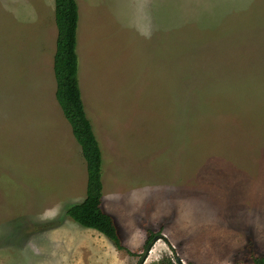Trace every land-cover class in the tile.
Instances as JSON below:
<instances>
[{
  "label": "rangeland",
  "instance_id": "1",
  "mask_svg": "<svg viewBox=\"0 0 264 264\" xmlns=\"http://www.w3.org/2000/svg\"><path fill=\"white\" fill-rule=\"evenodd\" d=\"M104 211L56 99L54 0H0V264H254L264 256V0H77Z\"/></svg>",
  "mask_w": 264,
  "mask_h": 264
},
{
  "label": "trees",
  "instance_id": "2",
  "mask_svg": "<svg viewBox=\"0 0 264 264\" xmlns=\"http://www.w3.org/2000/svg\"><path fill=\"white\" fill-rule=\"evenodd\" d=\"M55 22L58 30L54 55L56 99L69 122L72 133L81 146L87 163V189L83 202L69 206L67 216L82 227L93 229L110 239L117 249L126 250L118 233L115 220L103 207L102 152L93 126L86 116L79 83L77 0H54ZM254 264H264V256Z\"/></svg>",
  "mask_w": 264,
  "mask_h": 264
},
{
  "label": "water",
  "instance_id": "3",
  "mask_svg": "<svg viewBox=\"0 0 264 264\" xmlns=\"http://www.w3.org/2000/svg\"><path fill=\"white\" fill-rule=\"evenodd\" d=\"M158 237H159V236H158ZM158 237H156V238H155V239H154V240H153V241L147 246V248H146L144 254L142 255V258H141L139 264H144V263H145L146 259L148 258V255H149V252H150V250H151V247H152L153 243L157 240ZM178 263H179V264H183V263L181 262V260H179V259H178Z\"/></svg>",
  "mask_w": 264,
  "mask_h": 264
}]
</instances>
